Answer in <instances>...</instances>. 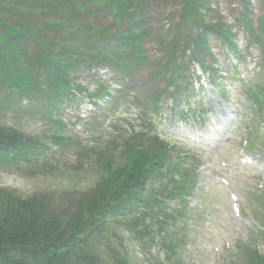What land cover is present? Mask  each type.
Returning a JSON list of instances; mask_svg holds the SVG:
<instances>
[{
  "label": "rangeland",
  "instance_id": "374dc122",
  "mask_svg": "<svg viewBox=\"0 0 264 264\" xmlns=\"http://www.w3.org/2000/svg\"><path fill=\"white\" fill-rule=\"evenodd\" d=\"M126 1L131 9L125 10L123 27L142 20L151 26L148 32L152 33L142 39V53L135 56L134 47L110 51L109 60L104 58L100 66L92 64L72 75V84L52 101L46 92L53 84L41 72L35 85L23 91L13 86L0 94V124L38 138L56 153L44 170H38L42 162L12 169L0 165V194L25 199L94 188L102 173L86 147L79 159L72 155L74 148L59 151L48 137L67 134L87 141L116 136L122 132L110 127L116 118L131 120L145 112L154 119L161 136L181 149L168 177L183 163L189 171L197 166L193 190L183 170L178 179L181 185L171 183L167 188L168 181L160 186L162 202L159 209L153 208V215L167 214L165 221L179 234L180 240L174 244L181 245L175 250L183 258L181 264H249L252 250L264 256V126L262 121L250 119L253 103L247 94L241 95V83L226 81V77L233 75L230 64L248 78L255 66L264 65V32H260L264 29V0H201L210 9L199 6L203 21L197 23L188 21L191 16L183 20V0H147L141 12V5L137 3L134 11L135 2ZM4 2L0 1L3 10L8 11ZM108 3L111 1L79 0L71 14L61 15L66 18L55 38L62 39V44L72 43L67 34L83 23L118 28L122 21L115 24ZM11 19L15 20L9 17L8 21ZM226 42L235 50H229ZM198 45L205 49L203 53L197 54ZM28 50L36 54L32 45ZM167 61L187 71L175 70L173 79L164 67ZM187 79L191 93L183 98L182 92H173L172 84L183 87ZM219 79L220 86L213 85L212 80ZM253 79L264 85V78ZM242 85L247 86L248 81ZM208 115L218 132L206 121ZM133 124L138 131H146L138 122ZM206 130L211 132L207 140L203 137ZM196 135L208 145L194 141ZM151 137L161 139L157 133ZM160 244V249L155 243L145 248L153 251L147 256L128 236L123 247L132 264H174L168 258L172 254L169 243Z\"/></svg>",
  "mask_w": 264,
  "mask_h": 264
},
{
  "label": "trees",
  "instance_id": "16d2710c",
  "mask_svg": "<svg viewBox=\"0 0 264 264\" xmlns=\"http://www.w3.org/2000/svg\"><path fill=\"white\" fill-rule=\"evenodd\" d=\"M78 1L2 0L10 8L4 11L0 3V94L13 85L21 88L39 82L37 74L41 72L53 84L46 92L52 99L68 86L76 69L100 65L110 51L134 47L135 56L142 53V39L152 33L148 32L151 26L142 20L123 27L125 10L131 9L126 0H106L111 1L107 8L114 14L115 24L122 21L118 28L83 23L67 34L72 43L62 44V39L55 38L66 18L61 15L71 14ZM132 1L134 11L137 3L140 12L147 7V0ZM183 2V18L191 15L194 23L203 21L198 8H209V4L201 0ZM9 17L15 20L8 21ZM31 45L35 55L28 50ZM164 67L177 66L167 61ZM114 129L122 132L87 145L102 173L94 188L25 199L0 194V264H131L123 247L127 236L143 251L152 245L159 223L149 210V185L165 166L166 147L146 139L147 133L132 125L118 123ZM48 139L59 151L74 148L72 155L82 158V151L77 149L81 142L76 139L65 135ZM50 149L38 138L0 124V165L12 169L42 162L38 170H44L56 154ZM256 252L252 250L249 264H264V256Z\"/></svg>",
  "mask_w": 264,
  "mask_h": 264
},
{
  "label": "bare ground",
  "instance_id": "6f19581e",
  "mask_svg": "<svg viewBox=\"0 0 264 264\" xmlns=\"http://www.w3.org/2000/svg\"><path fill=\"white\" fill-rule=\"evenodd\" d=\"M3 154L0 153V156H2Z\"/></svg>",
  "mask_w": 264,
  "mask_h": 264
}]
</instances>
